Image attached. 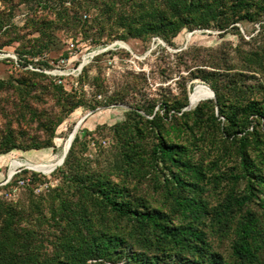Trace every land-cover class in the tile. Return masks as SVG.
Instances as JSON below:
<instances>
[{"label":"trees","instance_id":"obj_1","mask_svg":"<svg viewBox=\"0 0 264 264\" xmlns=\"http://www.w3.org/2000/svg\"><path fill=\"white\" fill-rule=\"evenodd\" d=\"M24 2L53 9L56 19L25 21L24 27L35 28L39 36L29 49L18 51L21 60L28 62L49 49L48 29L53 25H89L78 11L71 16L67 7L57 10L62 0ZM56 2L58 7L53 6ZM88 2L98 10L96 29L102 32L113 19L122 30L119 38L126 41L156 36L170 43L183 29L226 30L264 15V0H72L71 4ZM9 25L0 20V34ZM251 38L255 43L242 54L241 70L264 73V28ZM16 40L11 38L0 49ZM190 54V47L176 53L185 61L184 69L198 66L189 72L190 80L201 79L215 93V98L200 100L191 109L185 108L192 85L172 96L161 92L159 97L136 98L128 87L98 99L105 84L97 75L93 102L88 104L82 89L69 91L49 78L58 110L42 115L26 101L37 86L35 77L19 79L14 88L46 134L28 142L9 127L0 136V155L55 147L57 127L79 107L126 103L129 108L124 120L110 126L115 148L104 166L94 168L78 157L79 145H85L76 134L64 162L54 171L60 182L50 187L47 201L45 195L41 201L25 202L1 194L26 177L0 187V264H264V95H255L264 94V83L248 84L236 64H213L211 70L199 67L204 60ZM6 86L0 80V90ZM34 172L33 181H39ZM143 183L150 184L151 192L139 190ZM214 193L219 198L212 203ZM225 241L229 256L217 247V242Z\"/></svg>","mask_w":264,"mask_h":264},{"label":"rangeland","instance_id":"obj_2","mask_svg":"<svg viewBox=\"0 0 264 264\" xmlns=\"http://www.w3.org/2000/svg\"><path fill=\"white\" fill-rule=\"evenodd\" d=\"M71 1L62 0L59 7L58 2L53 3V6L58 7L57 10L67 7L71 16L78 11V14L87 20L89 25L81 28L68 24H55L49 28L50 47L36 55L40 58L36 64H33L34 67L45 70L39 71L27 68L28 62L21 60L18 52L22 49H29L28 46L34 43L35 37L39 36L38 32H35V28L24 27V23L31 17L54 20L56 19L54 10L42 9L35 3L24 2V0H0V20L10 24L7 30L4 31L3 28V33L0 34V46L11 38L17 37L16 41L2 46L0 49V80L7 82V86L0 90V136L11 127L20 136L25 137L28 142L31 137L45 138L46 133L39 130L37 122L32 120L27 110L31 108V110L41 112L42 115H51L57 112V100L49 89L51 79L69 91L82 89L87 104L93 102L97 75H99V81H103L105 84L104 92L96 94L98 99L105 97L115 89L125 91L128 87L131 91L129 95H134L136 98H141L143 94L159 97L161 92L172 96L176 95L179 88L182 89L185 85L188 89L192 85L190 92L192 98L197 90L208 88V86L201 79L190 80L189 72L196 70L198 66L186 70L183 67L185 61L177 57V52L188 47L191 48L189 57L200 56L204 60L205 65H199V67L211 70L214 69L211 67L213 64L220 67L236 64L239 71H243L247 75L248 84L256 83L258 80L264 83L263 72L241 70L242 54L253 47L255 42L251 37L256 36L264 28V15L258 16L253 21L241 20L235 24L236 27L231 25L226 30L215 27L183 29L173 36L170 43L156 36L149 39L129 38L126 41L119 38L122 30L115 25L113 19L107 23L102 32L96 29L93 23L98 10L96 6L92 5L93 2L74 6ZM121 41L127 43L128 47L122 46ZM84 60L86 63L79 72V66ZM47 62H50V66L44 64ZM178 62L181 69L178 67ZM29 71L44 73L48 77L34 76ZM82 74H84L83 87L80 88L79 78ZM31 76L35 77L37 86L34 87L30 95L26 96L29 108L22 102L14 86L19 85V79ZM255 95L261 97L264 94L258 92ZM205 99L207 97L201 101ZM135 100L132 99V101ZM128 108L129 105L126 103H117L100 104L95 108L82 106L75 109L57 127L54 138L55 147L30 150L15 149L5 154L7 160L1 166V173L5 175V178L0 181V187L4 185L3 182L8 177L10 160L13 158L37 163L55 161L63 151L69 134L83 117L85 118L77 133L80 134V140L85 146L81 148L79 145L78 157L85 159L94 168L104 166L111 159L115 148V140L110 126L117 121L124 120ZM103 139L106 140V144H102ZM92 141L96 142L95 148L91 145ZM61 165H57L48 173L24 165L17 167L18 172L12 180L16 177L29 176L31 181L16 189H14L16 184L7 186L2 189L1 194L7 199H18L25 202H28L30 198L41 201L42 196L45 195L43 200L47 201L50 187H54L60 182L58 176H54V171ZM229 165H233L232 161ZM34 171L39 173L37 175V178H40L39 181H33ZM45 182H48V187L44 185ZM138 188L144 194L151 192L148 183L147 185L143 183ZM218 198L219 194L214 193L210 196V201L215 203ZM217 247L229 256V241H225L223 244L217 242Z\"/></svg>","mask_w":264,"mask_h":264},{"label":"bare ground","instance_id":"obj_3","mask_svg":"<svg viewBox=\"0 0 264 264\" xmlns=\"http://www.w3.org/2000/svg\"><path fill=\"white\" fill-rule=\"evenodd\" d=\"M190 36V34H189ZM188 36V37H189ZM122 46L128 47L127 43L121 41ZM212 95L211 90L208 88H200L197 90V92L193 95V97L190 100L191 106L196 105L201 99L205 97H209ZM73 137H74V129L72 132L69 134L68 140L64 145L63 151L61 154L58 156V158L55 161H51L48 163H37V162H31L29 160H19L17 158H13L10 160V169H9V174H13L14 171L16 170L17 167L20 166H26L31 169L39 170V171H44L46 173L51 172L57 165H61L62 163V158L65 152L68 151L70 145L73 142Z\"/></svg>","mask_w":264,"mask_h":264},{"label":"built area","instance_id":"obj_4","mask_svg":"<svg viewBox=\"0 0 264 264\" xmlns=\"http://www.w3.org/2000/svg\"><path fill=\"white\" fill-rule=\"evenodd\" d=\"M39 56H34V57H32L31 59H30V61H28V63L26 64V67L28 68H31V69H33V70H39V71H45V70H42L41 68H38V67H34V65L33 64H36L37 62H38V60H39ZM32 61V62H31ZM86 63V60H84L81 64H80V66H79V72L81 71V69H82V67H83V65ZM56 74V73H55ZM59 82H61V80L59 79ZM102 144H106V140L105 139H103L102 141ZM91 145L95 148V146H96V142L95 141H92L91 142ZM17 172H18V170L16 169L15 170V172L13 173V176L15 175V174H17ZM9 174V173H8ZM13 176L10 178V179H6L4 182H3V184H6V183H8V182H10L11 181V179L13 178ZM31 181V177H26V178H23V179H20V180H18V182H17V184H16V187L14 188V189H16L17 187H21V186H24L25 184H27V183H29ZM44 185L46 186V187H48L49 186V184H48V182H45L44 183Z\"/></svg>","mask_w":264,"mask_h":264},{"label":"water","instance_id":"obj_5","mask_svg":"<svg viewBox=\"0 0 264 264\" xmlns=\"http://www.w3.org/2000/svg\"><path fill=\"white\" fill-rule=\"evenodd\" d=\"M207 86H208V85H207ZM208 87H209V86H208ZM209 89L211 90L212 95L209 96V97H207V98H215V93H214V91H213L210 87H209ZM191 108H192V106H191V104H190V96H189V105H188L185 109H191ZM84 118H85V117L81 118V119L78 121V123L75 125V127H74V137H73V140H74V138H75V136H76V134H77V132H78L79 126H80L81 123L83 122ZM70 147H71V145H70ZM70 147H69V149H70ZM69 149H68V150H69ZM67 152H68V151H67ZM67 152L64 153L63 158H62V162H61V163L64 162V159H65V157H66V155H67ZM12 176H13V174H8V177H7V178L10 179Z\"/></svg>","mask_w":264,"mask_h":264},{"label":"crops","instance_id":"obj_6","mask_svg":"<svg viewBox=\"0 0 264 264\" xmlns=\"http://www.w3.org/2000/svg\"><path fill=\"white\" fill-rule=\"evenodd\" d=\"M6 160H7V157L5 154L0 155V181H2L5 178V175L1 173L2 172L1 166L3 162L4 163L6 162Z\"/></svg>","mask_w":264,"mask_h":264}]
</instances>
